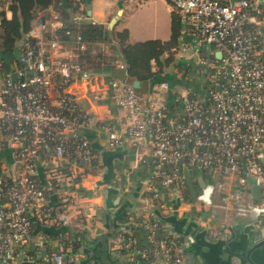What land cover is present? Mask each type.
Here are the masks:
<instances>
[{
	"label": "built area",
	"instance_id": "built-area-1",
	"mask_svg": "<svg viewBox=\"0 0 264 264\" xmlns=\"http://www.w3.org/2000/svg\"><path fill=\"white\" fill-rule=\"evenodd\" d=\"M169 1L182 16L188 39L183 49L198 55L199 74L205 73L207 80L201 88L184 86L182 106L174 114L169 80L156 82L147 93L126 80L110 83L111 100L124 120L109 127V147L129 143L138 155L148 149L140 160L149 175L134 208L139 228L133 212L116 241L107 239L110 258L123 259L120 264H187L185 249L194 236L170 234L162 226L166 217L193 212L202 221L200 212L224 209L229 201L235 216L252 225L264 215V0ZM3 12L11 16L8 0H0V23ZM62 31L79 50L86 48L60 13L40 10L28 42L0 84V264H91L94 259L99 264L96 258L85 263L87 242L76 247L66 236L47 239L33 230L35 217L49 220L53 211L40 167L46 181L54 182L62 206L69 208L76 206L72 187L94 173L100 159L81 132L90 117L67 91L74 77L88 80L92 74L78 62L77 46L65 55ZM184 64L189 65L187 57ZM185 167L196 183L197 173L190 167L207 174L195 200ZM253 185L261 188L260 197L253 196ZM205 228L214 239L228 235L224 227Z\"/></svg>",
	"mask_w": 264,
	"mask_h": 264
},
{
	"label": "crops",
	"instance_id": "crops-1",
	"mask_svg": "<svg viewBox=\"0 0 264 264\" xmlns=\"http://www.w3.org/2000/svg\"><path fill=\"white\" fill-rule=\"evenodd\" d=\"M117 1L119 6L115 11L109 12L102 7L103 0H82L80 11H85L86 16L83 18L79 17V19L81 21L82 19L96 21L109 26V22L119 11H122L119 20H121L124 13L123 1ZM89 3L92 5L90 16H88ZM84 5L87 6L85 7ZM119 20L112 29L116 31L128 29L129 42H137L131 39L132 32L128 27H119ZM187 40L184 36L183 44ZM65 42L67 49L65 55H70L72 50L74 51L76 44L74 40ZM99 46H101L100 51H102L100 53L102 54L100 56L102 59L99 68L91 71L92 76L88 80L78 76L74 77L67 88L68 93L75 98L80 107L90 117L89 124L84 126L81 132L90 139L95 150L99 152V163L94 173H90L83 183L72 187L70 198L75 202L76 206L73 205L69 208L66 206L59 207L58 201L60 202V200L56 194L54 182L46 181L48 178L42 167H40L39 178L41 182L48 184L46 185L48 190L47 199L53 208L52 220L44 221L39 217L33 219L35 236L51 239V237L56 235H63L66 236L65 238L79 241L77 244H82V242H87L84 236H69L68 232H84V234L93 237L97 241L88 245L91 251L94 250L95 244L98 243V238L103 233L116 227H123V222L129 218L127 217L129 212L135 211L134 208L137 200H139L142 182L149 175L148 166L140 160V158L147 155L148 149L145 148L138 155L129 143L115 148L108 145L109 127L117 126L124 120L123 111L114 105L111 100L110 83L115 79L125 80L127 72L125 67H121L124 61L121 55V46L117 42L100 44ZM14 60L11 63L13 67L16 64ZM183 66L181 65V67ZM171 69L172 66L166 69V73L168 78L172 80V82L170 81L172 88L173 85L185 86L191 83V80L182 75L178 69H174L172 72ZM5 73V69H0V84L4 80ZM143 83V93H147L151 91L156 82L150 80ZM96 94L98 97L95 96ZM175 97L170 92L168 97V103L171 108L170 114L179 111ZM6 159H10L8 151ZM106 188L108 191L105 192ZM251 188L253 193V186ZM230 192L231 189L226 191V193ZM218 197L221 199V193ZM220 199L217 198V202L221 203ZM227 205L224 209L209 207L208 210L211 211L209 214L204 213V211L200 212L204 216L202 221H198L192 216L193 221L198 225H194V230L190 232L193 234L195 241L185 249L187 264H264V245H260L264 241V226L256 228L258 223L252 225L244 219L236 217L234 211L231 210L232 202L229 201ZM56 208H58L57 214L55 213ZM67 213L69 215V223L65 224V221L60 219V216L67 215ZM174 216H177L178 219L184 217L182 215ZM174 216L169 217L170 219L168 218L167 220L171 228L181 231V225L175 222ZM183 224L188 225V222H183ZM90 225L92 226L91 228ZM205 225L224 227L227 229L228 235L215 239L211 238ZM138 231L143 234L142 230ZM117 232L118 230L110 238L115 237ZM135 233L139 239H143L139 232L136 231Z\"/></svg>",
	"mask_w": 264,
	"mask_h": 264
},
{
	"label": "trees",
	"instance_id": "trees-1",
	"mask_svg": "<svg viewBox=\"0 0 264 264\" xmlns=\"http://www.w3.org/2000/svg\"><path fill=\"white\" fill-rule=\"evenodd\" d=\"M81 2L82 0H8L11 16L7 17L5 12L2 13L0 53L17 52L18 42L32 30L38 12L52 8L60 13L73 35L82 36V42L86 44V48L79 50L76 45L77 60L90 71L97 70L102 59L101 54L94 52L96 51L95 47L100 44L117 42L121 46V55L127 72L125 80L128 83L134 84L135 81L150 80L158 82L165 78L172 82L167 76L166 69L175 64L176 56L183 45L185 36L182 16L179 12H172V34L169 40L151 39L131 43L129 42L128 29L116 31L104 23H94L85 19L81 21L79 17L86 16L85 11H80ZM61 39L64 41L74 40L65 35L64 31H62ZM0 63V69L4 70L5 62L1 58ZM177 64L181 66L183 62L179 61ZM98 163L99 161H95L94 165L97 167ZM2 186L3 184L0 185V187ZM46 195L48 197L47 189ZM132 213L130 211L127 217ZM173 218H175V222L181 225V231L178 230L180 233L189 234L194 230L193 225H185L183 224L184 221L178 220L177 217ZM81 233L84 234V232H79L78 235L83 237ZM78 242L74 240L76 247L80 245L77 244Z\"/></svg>",
	"mask_w": 264,
	"mask_h": 264
},
{
	"label": "rangeland",
	"instance_id": "rangeland-1",
	"mask_svg": "<svg viewBox=\"0 0 264 264\" xmlns=\"http://www.w3.org/2000/svg\"><path fill=\"white\" fill-rule=\"evenodd\" d=\"M122 1H123L122 6L124 13L121 17V20H119V27L120 28L128 27L129 30L132 32V37H131L132 40L145 41L151 39H161V40L170 39L172 34V12L173 11L179 12V11L174 7V5L169 0H122ZM101 5L106 11L110 12V11H115L116 8L119 6V3L117 0H103ZM84 6L86 7L87 5ZM184 28L185 27L183 25V29ZM100 47L101 46L99 45L95 47L96 53L99 54L102 53V51H100ZM211 48L212 47L210 45H207V50H210ZM185 57H187V62L189 63V65L184 64L183 67L179 66L177 63H179V61L183 62V59ZM176 59L177 60L175 64L172 65L171 72L172 70L174 71V69H178L182 75H185L186 78H188V80H191L190 85L196 88L203 87V84L207 80V75L205 73L199 74L200 73L199 72L200 66L198 65L199 57L198 55L196 56L194 50L192 48L184 50L182 46L178 51ZM173 90L175 91L174 94L176 95L177 107L180 108L182 106V95L185 91V87L183 85H179V86L173 85ZM190 170L192 173H197V175L207 176L206 173H200L194 167H190ZM231 210L234 211L233 208ZM204 213L209 214L211 213V211L210 210L204 211ZM133 215H134L133 222L137 224L136 229H138L140 222L138 221L137 212H134ZM192 216H193V212L189 213V215H185L183 218H180L178 220H182L185 223L188 222V224L193 226L198 225L195 221H193ZM168 218L169 217H166L167 223H169V221L167 220ZM167 223H163L162 226L168 232H170V234H173L174 233L173 231L179 232L175 230L173 227L171 228V226ZM256 226H257L256 228L264 226V215H262ZM91 227L92 226L90 225V228ZM137 232H139L141 237L143 238L144 235L140 231ZM78 234L79 233H75L73 231L68 232V235H72V236H76ZM119 235H120V231L117 232L115 238H113L112 241H116V238ZM83 236L87 240V245H90L93 242H97L93 237H89L86 234H83ZM183 237L186 238L185 235ZM99 239L100 237L98 238V240ZM91 264H96V260L94 259V261ZM125 264H135V263L133 261H126Z\"/></svg>",
	"mask_w": 264,
	"mask_h": 264
},
{
	"label": "water",
	"instance_id": "water-1",
	"mask_svg": "<svg viewBox=\"0 0 264 264\" xmlns=\"http://www.w3.org/2000/svg\"><path fill=\"white\" fill-rule=\"evenodd\" d=\"M88 8H89L88 16H90L91 15V8H92L91 3L88 4ZM121 13H122V11H119V13L114 18H112L111 21L109 22V27L111 29L114 27V25L119 20ZM29 38H30V33L27 34L21 41L18 42V44H17L18 51L17 52L12 51V52H7V53H3V52L0 53V58L5 62L6 72H11L12 61L16 58V55L22 51V48L24 47L25 43L28 42ZM216 55L218 57H220L221 53L218 52ZM11 76L14 80H16V78H17L16 73H12ZM162 80H166V79H162ZM133 85L140 93L144 92L142 89L144 86L143 82L135 81V83ZM184 174H185V179H186L188 187H189L190 196L193 200H195L198 196V187L203 188L206 186V182L204 180V177L202 175H198L197 183H196L192 179L188 167L184 168ZM106 191H108L107 188L105 189V192ZM260 194H261V188L257 185H253V196L257 198V197H260ZM58 205H59V207L60 206L63 207L59 201H58ZM57 210H58V208H56V211H55L56 214H57ZM60 219H63L65 221V224L69 223V217L67 215L60 216ZM123 229H125V227H116L115 229H112L111 231L103 233L101 235L100 239L98 240V243L95 244L94 250L93 251H91L89 249L86 250L87 259H86L85 263L89 262L93 258H96L99 261V264H120V262L123 259H120L118 261H114L110 258V256H109V243H108L107 239L110 238L113 234H115V232L117 230L119 231V230H123ZM260 245H264V241H262V243H260Z\"/></svg>",
	"mask_w": 264,
	"mask_h": 264
}]
</instances>
